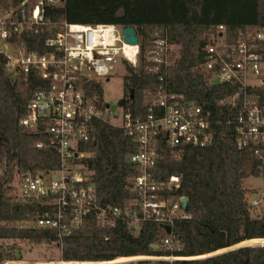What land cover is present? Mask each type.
<instances>
[{
  "label": "trees",
  "instance_id": "obj_1",
  "mask_svg": "<svg viewBox=\"0 0 264 264\" xmlns=\"http://www.w3.org/2000/svg\"><path fill=\"white\" fill-rule=\"evenodd\" d=\"M47 19L50 27L27 40L29 48L39 53L47 52L44 41L59 34L64 23L136 29L139 63L136 67L127 63L124 80L125 102L133 94L129 105L133 116L146 114L158 87L148 59L156 32L166 35L174 47L170 92L214 114L218 102L235 94L237 87L211 83L213 75L203 71L207 46L220 36L230 44L244 36L264 54V40L253 39L264 33V0H65L62 6L48 10ZM219 26L225 31L218 32ZM46 82L37 71L14 78L0 55V264L22 261L19 242L33 247L58 244L57 231L24 226L34 216L54 208L46 199L21 198L13 187L16 176L48 173L61 165L59 149L48 134L20 126L33 94L47 88ZM87 86L102 94L100 85ZM218 115L213 119L214 141L210 146L172 149L163 141L159 147L155 178L164 182L173 175L180 177V188L171 195L187 198L186 212L192 215L173 227L180 240L179 250L161 247L167 234L160 224L144 223L135 228L118 222L110 228L91 217L82 230L63 239L61 259L85 262L174 256L196 259L155 264H264V246H245L200 259L246 241L264 239V208L252 215L247 197L253 190L245 187L247 177L260 176L258 163L250 150L237 148L233 128L220 124ZM94 126V140L83 148L89 156L82 162L92 174L100 205L125 208L136 197L126 189L139 175L138 167L128 161L137 152L136 144L121 128L101 121ZM39 143L41 147H37Z\"/></svg>",
  "mask_w": 264,
  "mask_h": 264
},
{
  "label": "built area",
  "instance_id": "obj_2",
  "mask_svg": "<svg viewBox=\"0 0 264 264\" xmlns=\"http://www.w3.org/2000/svg\"><path fill=\"white\" fill-rule=\"evenodd\" d=\"M64 3L65 0H0V55L7 71L14 78L37 71L47 80V88L33 94L20 126L48 134L58 147L61 160L56 171L15 177L13 187L18 196L46 199L54 208L34 216L24 226L57 231V246L61 248L63 239L82 230L91 217L102 227L110 228L118 222H128L135 228L156 223L165 231L167 227L171 229L169 234L166 231L161 247L179 250L180 240L173 227L192 215L186 212L187 205L183 207L184 200L188 204L187 198L171 195V191L180 188L181 178L173 175L164 182L155 178L160 144L166 141L172 149L210 146L214 141L213 119L219 114V123L233 128L237 148L251 151L258 163L259 177L264 180V54L244 36L234 44L220 36L207 46L203 71L213 75L211 83L237 87L235 94L218 102L214 114L183 95L170 92L168 76L174 47L166 35L156 32L148 57L152 63L149 71L158 80L155 96L144 116H133L129 98L119 117L107 107L103 83L110 81L117 61L126 67L127 63L138 65L140 38L137 34L139 44L130 45L123 35L127 27L64 23L59 34L44 41L46 53L30 49L27 40L51 25L48 10ZM224 31V26L218 27V32ZM253 39L264 40V33L259 32ZM127 46L137 48L135 62L127 55ZM88 83L100 85L102 94L91 92ZM98 121L123 129L137 147L128 161L138 167L139 175L126 186L136 197L125 208L100 205L92 174L82 162L89 156L83 148L94 140ZM247 202L252 213L261 211L264 192L254 189ZM257 240L255 246H264V239ZM189 259L196 258L137 256L85 262L60 259L51 264H155Z\"/></svg>",
  "mask_w": 264,
  "mask_h": 264
},
{
  "label": "rangeland",
  "instance_id": "obj_3",
  "mask_svg": "<svg viewBox=\"0 0 264 264\" xmlns=\"http://www.w3.org/2000/svg\"><path fill=\"white\" fill-rule=\"evenodd\" d=\"M126 76H128L127 67L122 61H117L114 65V71L110 81L103 83L104 100L119 117L121 116L122 110L118 106V102L125 96L124 80ZM245 187L252 190H259L260 193H262L264 192V180L262 177L249 176L245 180ZM258 214L259 211L252 213L254 217ZM18 245L20 247L22 261H19L17 264H51L61 259V250L57 245L33 247L26 242H19ZM239 245L228 250L218 251L213 254L200 257V259L237 249L240 247ZM245 246H255V243L250 245L247 244Z\"/></svg>",
  "mask_w": 264,
  "mask_h": 264
},
{
  "label": "water",
  "instance_id": "obj_4",
  "mask_svg": "<svg viewBox=\"0 0 264 264\" xmlns=\"http://www.w3.org/2000/svg\"><path fill=\"white\" fill-rule=\"evenodd\" d=\"M123 35L125 36V43L130 44V45H138L139 44V38L137 36V31L133 27H127L123 30ZM130 99H133V94H130ZM125 104V99L122 98L118 102V106L121 108ZM109 107V105H107ZM187 201L184 200V208H186ZM167 233L169 234L171 232V229L169 227L166 228ZM154 250L157 249L156 246L153 247ZM230 251V250H229Z\"/></svg>",
  "mask_w": 264,
  "mask_h": 264
},
{
  "label": "bare ground",
  "instance_id": "obj_5",
  "mask_svg": "<svg viewBox=\"0 0 264 264\" xmlns=\"http://www.w3.org/2000/svg\"><path fill=\"white\" fill-rule=\"evenodd\" d=\"M125 51H126V53H127V55L130 57V59L132 60V62H135V60H136V55H135V53H136V51H137V48L135 47V46H127L126 48H125ZM258 242V240H251V241H246V242H244V243H241L239 246V248H241V246H245V245H247V244H254V243H257ZM228 250V249H227Z\"/></svg>",
  "mask_w": 264,
  "mask_h": 264
}]
</instances>
